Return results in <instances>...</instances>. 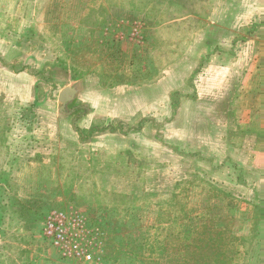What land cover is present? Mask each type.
I'll use <instances>...</instances> for the list:
<instances>
[{"label":"rangeland","instance_id":"rangeland-1","mask_svg":"<svg viewBox=\"0 0 264 264\" xmlns=\"http://www.w3.org/2000/svg\"><path fill=\"white\" fill-rule=\"evenodd\" d=\"M52 210L85 264H264V0H0V264H64Z\"/></svg>","mask_w":264,"mask_h":264},{"label":"built area","instance_id":"built-area-1","mask_svg":"<svg viewBox=\"0 0 264 264\" xmlns=\"http://www.w3.org/2000/svg\"><path fill=\"white\" fill-rule=\"evenodd\" d=\"M90 229L74 210H52L43 224V235L57 249L64 264L94 262L88 236Z\"/></svg>","mask_w":264,"mask_h":264},{"label":"water","instance_id":"water-1","mask_svg":"<svg viewBox=\"0 0 264 264\" xmlns=\"http://www.w3.org/2000/svg\"><path fill=\"white\" fill-rule=\"evenodd\" d=\"M74 93H75V89L69 86L65 87L59 94V100L64 104L74 96Z\"/></svg>","mask_w":264,"mask_h":264}]
</instances>
